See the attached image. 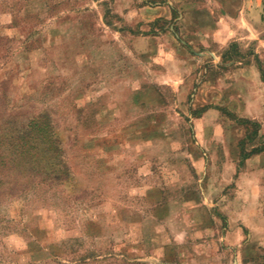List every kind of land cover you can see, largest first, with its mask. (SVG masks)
I'll list each match as a JSON object with an SVG mask.
<instances>
[{
  "label": "rangeland",
  "instance_id": "rangeland-1",
  "mask_svg": "<svg viewBox=\"0 0 264 264\" xmlns=\"http://www.w3.org/2000/svg\"><path fill=\"white\" fill-rule=\"evenodd\" d=\"M0 113V264H264V0H0Z\"/></svg>",
  "mask_w": 264,
  "mask_h": 264
},
{
  "label": "trees",
  "instance_id": "trees-1",
  "mask_svg": "<svg viewBox=\"0 0 264 264\" xmlns=\"http://www.w3.org/2000/svg\"><path fill=\"white\" fill-rule=\"evenodd\" d=\"M61 140L60 132L53 129L47 114L34 115L18 130L0 129V169L13 166L21 171H35L39 168V171L60 175L62 171L58 170L57 162Z\"/></svg>",
  "mask_w": 264,
  "mask_h": 264
},
{
  "label": "crops",
  "instance_id": "crops-1",
  "mask_svg": "<svg viewBox=\"0 0 264 264\" xmlns=\"http://www.w3.org/2000/svg\"><path fill=\"white\" fill-rule=\"evenodd\" d=\"M228 14V13H227ZM237 12H234V13H232L230 16H229V14L227 15V18L228 19H233V17H235V18H237ZM236 28V27H235ZM236 30V29H235ZM230 32L232 33V32H234V31H232V30H230ZM18 116H16V118L14 117V118H11L10 119V116H3L1 113H0V129H5L6 128V130H12V129H19L20 127H19V125H16L15 126V124H17V120H18V118H17ZM252 159V158H251ZM254 159H263V155L261 154V155H256V156H254L253 157V160ZM253 160H248V162H247V165L250 163V161H253ZM13 167V166H12ZM13 169H15V167H13ZM28 169V168H27ZM28 171H29V169H28ZM30 171H33V173H34V175L35 174H37L38 176H39V178H41V179H46V178H53L54 176H56V178L57 179H59L61 176H63L62 174L61 175H59V174H56V173H46L45 171L43 172V171H39V168H38V170H30ZM247 169H246V171H244V172H242L241 174H240V176H239V178H242V177H244L243 175L244 174H247ZM59 176V177H58ZM62 178V177H61ZM63 183V182H62ZM64 184V183H63Z\"/></svg>",
  "mask_w": 264,
  "mask_h": 264
}]
</instances>
